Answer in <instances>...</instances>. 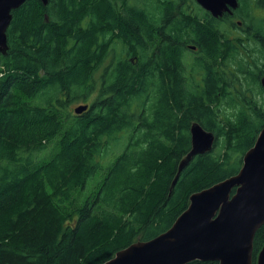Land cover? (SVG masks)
Returning <instances> with one entry per match:
<instances>
[{
	"label": "trees",
	"instance_id": "1",
	"mask_svg": "<svg viewBox=\"0 0 264 264\" xmlns=\"http://www.w3.org/2000/svg\"><path fill=\"white\" fill-rule=\"evenodd\" d=\"M256 10L264 0L220 19L135 0H27L13 11L0 54V264H104L236 175L264 128ZM74 103L89 110L68 113ZM195 121L221 150L197 156L172 187ZM263 247L264 227L253 264Z\"/></svg>",
	"mask_w": 264,
	"mask_h": 264
},
{
	"label": "water",
	"instance_id": "2",
	"mask_svg": "<svg viewBox=\"0 0 264 264\" xmlns=\"http://www.w3.org/2000/svg\"><path fill=\"white\" fill-rule=\"evenodd\" d=\"M27 0H0V54L7 55L8 29L12 12ZM46 6L49 0H41ZM215 18L233 14L239 0H197ZM196 50L195 46L191 47ZM264 88V77L262 78ZM89 110L79 105L77 115ZM191 151L180 163L179 174L197 156L214 150L217 137L195 121L190 127ZM264 227V128L254 146L244 155L240 171L190 197L188 208L160 236L137 242L104 264H190L195 261L219 264H253L254 241ZM264 264V247L257 263Z\"/></svg>",
	"mask_w": 264,
	"mask_h": 264
},
{
	"label": "rangeland",
	"instance_id": "3",
	"mask_svg": "<svg viewBox=\"0 0 264 264\" xmlns=\"http://www.w3.org/2000/svg\"><path fill=\"white\" fill-rule=\"evenodd\" d=\"M138 2L139 5H144V4H154L155 6H160L159 5V1L160 0H135ZM190 4L193 5L194 4V0H190ZM259 13L258 17L259 18H264V12H261V11H258L256 12V14ZM188 57L190 58V53H188ZM264 63V61L262 62ZM103 68V67H102ZM196 81L199 82L200 81V78L199 77H196ZM262 102V100H260V103ZM79 105H85V103H74L73 105H71L70 107H68V113H73L74 114V109L79 106ZM229 111L227 109L224 110V113H228ZM65 117V116H64ZM66 118V117H65ZM222 143H224V138H222L220 140ZM127 142L125 144H122L118 151L116 152V154L113 156H111L109 159H107L105 162H107L108 160H111L112 158H115L117 155H119L125 148ZM54 147H55V144H51L49 146V149H48V153H51L54 151ZM221 150V148L216 145L215 148H214V151L213 152H219ZM101 178L100 176H97L90 184L89 186L86 188L85 191H79L77 194H76V198L73 200V202L71 204H69L67 207L69 210H72L73 208L76 207V205H78L79 201H82V202H85V200L91 196L96 190H97V187L100 185L101 183Z\"/></svg>",
	"mask_w": 264,
	"mask_h": 264
},
{
	"label": "flooded vegetation",
	"instance_id": "4",
	"mask_svg": "<svg viewBox=\"0 0 264 264\" xmlns=\"http://www.w3.org/2000/svg\"><path fill=\"white\" fill-rule=\"evenodd\" d=\"M243 1L244 0H239V7L242 6ZM194 4L198 5V7L202 10V7L198 4L197 0H194ZM159 5L160 8H170L171 10H173L174 11L173 18L184 16L185 19L190 20V0H160ZM258 11L263 12V10H256V12ZM228 14L232 15L230 13ZM238 23L242 24L241 20H238ZM188 47H189L188 50L190 51V45Z\"/></svg>",
	"mask_w": 264,
	"mask_h": 264
},
{
	"label": "bare ground",
	"instance_id": "5",
	"mask_svg": "<svg viewBox=\"0 0 264 264\" xmlns=\"http://www.w3.org/2000/svg\"><path fill=\"white\" fill-rule=\"evenodd\" d=\"M183 160H184V159H183ZM183 160H182V161H183ZM182 161H181V162H182ZM189 164H190V163H189ZM179 166H180V165H179ZM186 168H187V167H186ZM186 168H185V169H186ZM185 169H184V170H185ZM184 170H183V171H184ZM183 171H182V172H183ZM182 172H181V174H182ZM178 174H179V169H178ZM178 174H177V176H178ZM181 174H180V176H181ZM177 176H176V177H177ZM179 178H180V177H179ZM175 179H176V178H175ZM174 181H175V180H174ZM177 182H178V181H177ZM173 183H174V182H173ZM176 184H177V183H176ZM172 187H173V185H172ZM174 187H175V186H174Z\"/></svg>",
	"mask_w": 264,
	"mask_h": 264
}]
</instances>
